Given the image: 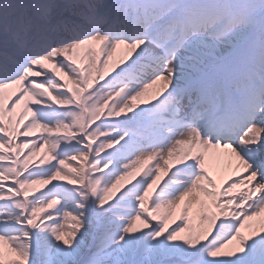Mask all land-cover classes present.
<instances>
[{
    "label": "snow or ice",
    "instance_id": "snow-or-ice-1",
    "mask_svg": "<svg viewBox=\"0 0 264 264\" xmlns=\"http://www.w3.org/2000/svg\"><path fill=\"white\" fill-rule=\"evenodd\" d=\"M0 264H264V0H0Z\"/></svg>",
    "mask_w": 264,
    "mask_h": 264
}]
</instances>
